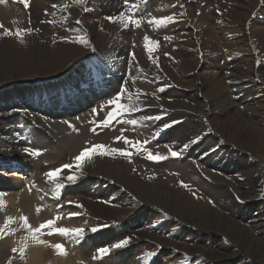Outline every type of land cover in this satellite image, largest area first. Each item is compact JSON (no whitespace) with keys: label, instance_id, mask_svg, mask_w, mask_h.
Here are the masks:
<instances>
[{"label":"rangeland","instance_id":"374dc122","mask_svg":"<svg viewBox=\"0 0 264 264\" xmlns=\"http://www.w3.org/2000/svg\"><path fill=\"white\" fill-rule=\"evenodd\" d=\"M88 1L30 0V6L25 8L19 0H3L15 6L13 11L6 4H0L4 9V16H0V24L3 25L0 28V67L11 69L15 74L11 77V74L0 71V94L7 91L5 96H0V126L7 124L5 128L12 132L11 137L14 138L10 141L0 131V151L7 148L18 152L29 148L39 153L33 155L28 152L39 160V177L46 183L40 189L52 186L55 193L63 192L60 200L67 198L66 204L79 209L75 218L84 228L83 237L90 240L86 257L81 260L84 264H264V255L252 240L264 236L260 227H255L256 220L252 221V216L259 209L264 210V146L260 148L264 143V123H257V119L264 120V105H258L251 99V96L256 98L261 94L256 90L264 92V0H161L159 12L156 8L146 7L144 0H128L127 3L122 0L121 13L131 14L141 23L139 27L129 25L125 35L135 37V41H129L125 62L119 65L110 63L121 76L116 79L111 73L114 88L107 91L94 69L104 68L103 65L107 64L95 40L110 35L105 25L101 26L91 17ZM34 5L42 13L39 20L32 17ZM53 5L58 7L53 8ZM64 5L78 9L77 15L70 19L73 27H63L66 21L58 17L55 20L56 16L50 11L56 10L55 14H59L57 11L61 12ZM108 17L104 19L107 21ZM163 17L172 19L161 25L149 22ZM93 24L94 32L90 33L88 26ZM4 28L13 33L17 29L31 28L33 31L25 34L21 43L16 35L4 36ZM206 33L207 36L204 35ZM145 35L158 42L151 58L144 47ZM79 39L87 42L80 43ZM132 46L138 54L131 49ZM70 63L72 66L65 68ZM91 66V72L82 70ZM214 76L219 84V88L213 89L216 93L209 90L213 86L210 78ZM10 79H16V84ZM90 80L97 89L96 92L88 91L97 94L94 102H98L88 103L79 111L84 116L89 112L94 116L88 121L93 122L88 134L78 148L66 156L44 157L46 153L59 155L58 144L62 137L58 132L56 136L51 135L41 123L31 118L32 115L40 120L54 121L57 118L61 122L62 109L74 103L68 92L76 94L88 88ZM3 81H8V84H3ZM13 84L16 87L13 88ZM248 85H253L248 89L250 95L239 91ZM24 88H30V91L22 93ZM122 88L126 91L121 102L132 103L137 108L122 119H135L139 123L132 125L113 120L107 126L114 131L109 137L101 133L107 127L99 125V122L110 110L107 101ZM99 92H102L101 96ZM210 92L217 95L215 101H212L215 95L212 99ZM245 94L247 100L244 102ZM150 101L159 103L138 106ZM146 107L147 111L142 113ZM153 107L155 110L148 113ZM93 109H96L95 113ZM52 110L55 114H51ZM78 116V112L71 113V118ZM182 124L187 128H182ZM165 125L170 127L165 128ZM189 125L194 128L190 127V133ZM217 126H226L236 141H229ZM173 127L183 132L180 142L176 139L175 143L166 141L170 137L165 132ZM121 135L133 141L148 140L145 147L149 151L167 158L150 160L147 151L137 153L133 150L131 161L119 155L93 156L80 170H64L58 181H50L45 176L49 170L71 163L86 146L103 144L131 150L123 140L115 139ZM162 135H165L164 139ZM193 140L197 141L194 148L184 156L180 149L185 144L189 146ZM48 141L51 143L45 144ZM169 149L181 154L173 157ZM227 149L230 153L226 152ZM192 153L207 157L211 162L202 164ZM232 154L235 170H229L233 162L231 165L220 163L224 167L214 164L221 157L227 162ZM1 157L0 168L8 170ZM107 163H115L116 167L108 169ZM187 164L190 167L186 168ZM156 170L159 171L156 173ZM69 174L79 178L74 183L68 182L66 177ZM152 176L161 177L166 181L165 188L171 193L179 189V194L168 197L153 186ZM229 180L234 187L225 182ZM181 181L187 187L182 186ZM57 182L65 187L57 190ZM79 183L82 186L76 190ZM106 185L112 186L110 193L98 197L93 195L96 188ZM182 193L188 194L191 200ZM150 198L157 203H150ZM91 202L106 204L112 214L114 210L117 214L104 218L83 206ZM222 216L236 222L224 220ZM206 218L208 222L204 221ZM61 224L64 227L66 223L59 226ZM92 228L97 231L93 232ZM126 237H131L128 245L112 248L114 243ZM103 247L110 251L100 256L97 250ZM9 252L16 255V264H29L26 262L29 253L25 252L21 258L18 251L9 249ZM147 252L155 255L146 262ZM9 262L12 264L5 258L3 264Z\"/></svg>","mask_w":264,"mask_h":264},{"label":"bare ground","instance_id":"6f19581e","mask_svg":"<svg viewBox=\"0 0 264 264\" xmlns=\"http://www.w3.org/2000/svg\"><path fill=\"white\" fill-rule=\"evenodd\" d=\"M160 1L161 0H144L146 7L150 8V9L156 8L158 10L157 12L161 11L159 9V6H158ZM3 3L6 4V6H9L12 9V11L15 8V6L13 4L3 2V0H2V3H0V4H3ZM39 4H41L43 6V3L41 1ZM121 5H122V0H89L87 3V8L91 14V17L93 19H95L96 22H99V24L101 26L105 25L106 29L109 32L108 34L110 35L108 38H104L102 40L101 39L95 40L96 45H97L96 47H98L97 49L101 50L100 53H102V52L104 53L102 58L107 61V64L103 65L104 68H98V67L93 66L94 69L98 71V74H99L98 76L102 79V81H103L102 86H104V89L106 91L108 89L114 88L113 77L116 79H119V77L121 76V74H119L117 71L115 72L114 67L110 66L111 65L110 63L112 62L114 64L116 63L117 65H119V64L125 62V54H126L127 48L130 47L129 41H131V40L133 42L135 41V37L125 35V33L126 34L128 33L129 26L125 27L124 24L119 19H115L114 22L112 21L113 22L112 24H110L111 21L109 19H107V21L104 19V17H106V16L118 18L119 14L121 13V8H120ZM33 7H34L33 8L34 11H33L32 17H34L36 20H39V18L42 16V13L40 11H38V8L36 5H34ZM3 10H4L3 8H0V16H4ZM48 10H50V9H48ZM50 11L53 12V14L56 16L55 20H57V17H58V18L62 19V21H66V23H65V25H63V27H66V26L70 27L71 25H73V21H70V19L73 20V18L77 15L78 9L75 8L74 6L70 5L67 9H65V8L62 9L61 12L57 11L59 14H55L56 10H50ZM102 14H104L105 16L104 15L102 16ZM41 24H44V23H41ZM71 27H73V26H71ZM198 27H201V25L199 24ZM198 27H197V29L199 31L200 28H198ZM88 29L90 30V33H93L94 32V24L89 25ZM200 31H201V29H200ZM204 35L207 36L208 34L206 33ZM44 41H46V40H44ZM131 49L134 50V52L136 54H138V51L133 46L131 47ZM68 66L71 67L72 66L71 63H70V65L69 64L66 65L65 68H68ZM91 69H92V66L89 69H86V67H85L82 70L84 72H89ZM0 71L7 72L8 74H11V77H13L15 75L13 73V70L8 69L6 67H0ZM111 73L113 74V77L110 76ZM2 74H4V73H2ZM74 74H77L76 71L74 72ZM46 77L47 76H45L43 78H46ZM210 79H211V83L213 84V86L209 87V90L213 93H216L213 91V89L216 88V86H217V88H219L218 78H216L214 76ZM10 81H14V84H16V82H17L16 79H10ZM91 83L92 82L90 80L89 84L91 86H89L88 88H86L80 92H77L76 94H79L77 96L74 93L71 94V92H68V94L70 93L71 97L73 98L74 103H71V106L64 107L62 109L63 113L60 115V117L62 118L61 122L56 120L57 118L54 121L40 120L39 117L32 115L33 117H31V118L34 119L36 122L41 123L43 125L44 129L46 128L47 130H49L51 132V135L53 134L54 136H56V133L58 132L59 136L62 137L61 140L59 139L60 141L58 140L59 141V144H58L59 155L46 153V154H44V157H47V158H58L59 157V158H61L60 155L66 156V154L77 149L79 144L81 143V141L84 139L85 135L88 134V130L90 129V127L92 125L91 123H93L91 121L88 123V121L91 119H94V116L90 112L88 113L89 114L88 116H84V115L80 114L81 112H79V111L81 108H84L86 104L94 102V100H96L98 98V96H96L97 94L93 95V94H90V92L88 91V90H90L92 92H96L97 87H95ZM3 84H5V85L8 84V81H3ZM14 84H13V88L16 87V85H14ZM235 85H237V82H235ZM253 85L251 87H249L250 85H248L247 87L245 86L243 88H239V89H241L239 91H243L244 93H246V94L248 93L250 95L251 93L249 92L248 89H252ZM109 86H111V87L109 88ZM133 88L135 90H138L137 87L133 86ZM29 91H30V88H24L22 90V93H26ZM257 91H260L261 94L259 96H257L256 98L251 96V99H252V101L257 103L258 105H264V104H262L263 98H264V92H262V90H259V89L256 90L255 92L257 93ZM102 92H105V91L103 90ZM102 92H99L100 93L99 96H101ZM211 92H210V95L212 94V99H213V95H215V94H213ZM6 94H7V91L4 90L0 94V96L2 97V96H5ZM246 94L242 98V99H244L246 97L244 102L247 100ZM23 95H26V94H23ZM19 96H21V95H19ZM26 96L28 97L30 95L27 94ZM38 97H39V95H38ZM77 98H81V99H77ZM2 99H6V97H3ZM28 99H30V98H28ZM216 99H217V95H215V97L212 101H215ZM248 99H249L248 101H250L249 97H248ZM97 102L98 101L94 102V104H96ZM158 103H159V101H150L149 103L144 102L142 104H138V106L139 105H141V106H146V105L155 106ZM160 103H162V102L160 101ZM147 109L148 108L146 107V109L143 110L142 113H145L147 111ZM153 110H155L154 107H153V109L149 108L148 113L150 111H153ZM72 112H78L79 113L78 118H74V117L71 118ZM51 114H55L53 110L51 111ZM258 121H259V123H261V122L264 123L263 118L257 119V123H258ZM5 127L7 128V124H6V126L5 125L0 126V131L2 132V134L4 135L5 138H10V141H11V138H13V137H11L12 132L10 130L6 129ZM190 127L191 126L189 125V127H188L189 133L191 132V129L192 130L194 129L193 127H191V129H190ZM108 128L109 127H107L106 130H103L101 133H103L104 135H108L110 137L114 131L109 130ZM182 128H187V126L185 124H182ZM178 130H177V128L175 129V127H173V128H170L168 133L165 132V134L166 135L168 134V136L170 137V138L167 137L168 139H166V141L168 140V141H171L172 143H175V139H176L177 141L180 142L183 139V137H182L183 132H181L182 130L180 131V128H178ZM218 130L221 131L222 133H224L225 136L228 137L229 141H236L232 136H230V133H228V129L226 126L218 127ZM164 136L165 135H162L161 138L164 139L165 138ZM181 137H182V139H180ZM58 138H60V137H58ZM56 140H57V138H56ZM257 141L259 142V136H257ZM50 143L51 142H49V141L45 142V144H47V145H49ZM195 143H191L187 149L181 148L180 149V151H182L181 153L184 154V156H186L187 151L192 150L194 148ZM182 144L183 143H179V145H182ZM263 146H264V143L260 145V148H263ZM226 152L230 153V149H227ZM192 154L194 155L193 157L196 160L197 159L199 161L201 160L200 163H202V164L208 165L209 162H211V159H209L207 157L202 158V156L201 155L198 156L197 153H192ZM235 155H237V154H235ZM0 156H2L1 159L4 162L3 164H4L5 168L8 169V170H6V169L4 170V168H0L1 169L0 170V194H2V195H0V202H2V203H0V227L4 226L5 220L7 217L13 218L12 221L9 222L8 227L5 229V232L7 234L6 235L0 234V239H1L0 240V264H3L5 258L7 260L12 261V264H16V260H17L16 255L14 253L10 254L9 249H13V248L19 249L25 243L24 237L29 235L27 230L21 227V224H22V221L20 220L21 216L28 217V221L33 227H37L40 223L47 221L49 219H53L57 216L62 217V219H59L56 221V226L58 224V227H62V224H61V226H59L60 223H66L64 227H69V228L80 227L81 221L79 219H76L75 216L69 217V213H77L79 209L73 207L74 205L66 204L67 203L66 201L68 200L67 198L60 200L61 197H63V192L58 191L55 193L54 192L55 190L53 191L52 186H46L44 189L43 188L40 189V187L46 183H45V181H43V179H41L39 177V169H38V166H39L38 161L39 160H36L35 158L31 157V155H29V153H26L23 150L16 152V151L8 150L7 148H6V151H0ZM232 156H234V154L230 155V157L227 159V162H226V160L225 161L223 160L224 157H221L220 160L218 159V161L215 162L214 164H216L217 166H221V167H224V165L220 164L222 162L231 165V162H233V160H234ZM239 160L245 161L243 159H239ZM214 161H212V162H214ZM106 165H107L108 169L116 167L115 163L114 164L113 163H111V164L107 163ZM246 166L249 167V165H247V164H246ZM188 167H190L189 164L186 165V168H188ZM117 168H119V167H117ZM16 169H19L20 171L16 172ZM232 169L233 170L236 169V166H234V162L232 164V168H230L229 170H232ZM158 171L159 170H156V173ZM32 177H33V179L35 178L34 181H32ZM169 178H171V177H169ZM150 179H151V183L153 184V186L155 188L159 189L160 191H163L168 197H171L174 195L176 197L179 194V189H175V192L171 193L168 190V188H165V187H167L165 184L166 181H162L161 177H153L152 176V178H150ZM88 181H93V179L92 180L89 179ZM225 182L230 183V185H232V187H234V184L232 183L231 180L225 181ZM99 183L101 184L102 182L99 181ZM81 186H82V184L79 183L75 186V189L79 190V188H81ZM162 186H164V187H162ZM102 187L103 186L96 188L95 189L96 192L94 191L93 195L96 194L97 197L98 196H106L108 194V192L110 190H112L111 189L112 186H109V185H106L104 188H102ZM89 188H87V190H89ZM163 188H165V189H163ZM183 195L187 199L191 200V197L188 194H187L188 196L186 195V193H184ZM85 200H86V197H85ZM149 201H151L150 203H157V201L154 198H150ZM84 203H85V201H84ZM83 206L86 207L87 210H90V211L95 212V213H100L104 218L111 217L112 211H111L110 207L107 206L106 204L91 202L90 204H87V203L83 204ZM204 207H205V205H204ZM235 207L236 206H233L234 209H235ZM37 208L41 209L39 213H37V211H36ZM235 211L236 210H233V212H235ZM240 211L242 212L241 209H240ZM115 214H117V213H115V210H114L112 216ZM222 217L224 220H227V221H230L233 223L236 222L235 220L230 219L226 216L225 217L222 216ZM252 218H253L252 221L256 220L255 227H260L259 230L261 229L260 231H262L263 232L262 234H264V221L261 222V220H259V219H264V210L259 209V212L256 215L252 216ZM204 221L208 222L209 220L206 218ZM58 222H60V223H58ZM244 229H245V227H244ZM44 231H45V234L43 236H41L40 239L47 241V244H38V243L32 241L30 238L26 241L28 247L25 250V252L29 253V258L27 259L26 262H28L29 264H84L83 261H81V260H84L86 257L85 251L88 250V247L90 245L89 239L86 240L84 237L82 239H74L72 237H65V236H61L59 234L47 235V232L49 230L45 229ZM3 236H4V238H3ZM90 239L93 240L92 238H90ZM252 240H254L256 242L257 247H258L261 255H264V236H261L259 238L255 237ZM57 243L62 244L64 246L66 254H58L55 249L48 246L49 244H57Z\"/></svg>","mask_w":264,"mask_h":264},{"label":"snow or ice","instance_id":"6c2138e0","mask_svg":"<svg viewBox=\"0 0 264 264\" xmlns=\"http://www.w3.org/2000/svg\"><path fill=\"white\" fill-rule=\"evenodd\" d=\"M0 2H2V0H0ZM20 3H22L24 5L25 8H28L30 6V0H19ZM78 3H83V0H77ZM128 0H125V3H127ZM53 8L58 7V5H53ZM67 5H64V8L67 9ZM133 7H138V5H133ZM47 12V10H45ZM130 11V10H129ZM107 19H109L110 21H113L115 19H119L125 27H128L130 24H134L135 26L139 27L140 26V20L136 19L133 17V15L128 14L126 15L125 13H120L118 18H113V17H108ZM172 17H163L160 19H156L153 18L152 21H149L150 23H155L156 25H161L166 23L167 21L171 20ZM0 28H3V25L0 24ZM33 30L31 28L29 29H17L15 33H13L10 29H6L4 28L3 30V35L4 36H12V35H16L17 37L20 38L21 43H23V37L25 34H31ZM144 47L147 50L149 57L151 58V55L153 53V51L155 50V48L158 46V42L157 41H153L151 40L147 35L144 36ZM167 39V38H166ZM78 42L80 43H86L87 41H85L84 39H79ZM134 55V54H133ZM167 55V53H166ZM163 89H161L162 91ZM126 89L122 88L120 91L117 92V94L110 100L107 101V105L110 106V110L107 114V116L99 122V125H102L104 127L109 126L113 120H116L117 123H128V124H132V125H136L139 123V121L135 120V119H131V120H123L122 117L125 116L127 113L130 112H135L137 111V108L135 107L134 104L132 103H122V97L125 94ZM139 95V93L137 94ZM131 99V96H130ZM93 112H96V109H93ZM146 119H151L150 117H147ZM157 119H159V117H157ZM71 126V125H70ZM165 128L170 127V125H165ZM93 131H95V128L92 129ZM123 129H121V132L123 133ZM158 134V133H157ZM117 141L123 140L124 144L126 146H130L129 150L128 148L125 149H118V148H114V147H110L107 145H103V144H93L91 146H86L84 149H82L80 151V153L78 155H76L73 158V161L71 163H66L61 165L60 167L57 168H53L51 170H49L47 173H45V176L50 180V181H58L60 175L63 173L64 170H69L71 172V170L76 169V170H80L83 167V164L85 162H90L93 156H112L114 157L115 155H119L122 157H125L127 159H129V161H131V157L133 154V150L137 153H139L140 151H147V158L150 160H163L166 159L167 157L160 155L159 153H155L153 154L151 151H149L145 146L149 143L148 140H144V141H133L130 140L129 138L121 135V136H117L115 138ZM199 138H197L198 140ZM192 143L197 142L196 140L191 141ZM184 148L187 149L188 148V144L184 145ZM24 151L26 153L31 151V154L33 155H38V152L32 151L29 148H25ZM171 156L173 157H177L179 156L181 153L177 152V151H172L171 149H169ZM79 177L75 174H69L66 177V180L68 182H75ZM181 185L184 187H187V185H185L183 183V181H181ZM55 187L57 190L65 187V185L63 183H59L57 182L55 184ZM2 195V194H0ZM2 203V202H0ZM71 203V202H69ZM79 207H82V205H78ZM40 208H37L36 211L37 213L40 212ZM78 215V213H69V217L71 216H76ZM12 217H7L5 220V224L3 227H0V234H7L5 232V229L8 227L9 222L12 221ZM62 219V217L57 216L53 219H49L47 221H44L42 223H40L37 227H33L29 221H28V217L26 216H21L20 220L22 221L21 227L26 229L27 232L29 233V235L24 237L25 243L23 244V246H21L19 249L17 248H13L12 252H17L19 251L21 258H23L24 254H25V250L27 249L28 245L26 243V241L30 238L32 241L38 243V244H47V241L40 239L41 236H43L45 234V229H48L49 231L47 232V235H53V234H59L61 236H65V237H72L74 239H82L84 236V228L82 227H57L56 226V221ZM92 231L95 232L97 231L96 228H92ZM131 240V237H126L124 239L119 240L118 242L114 243L112 245V248H122L126 245L129 244ZM49 247H52L53 249H55L57 251L58 254H66V251L64 249V246L62 244H49ZM110 251V249L108 247H103V248H99L97 250V252L100 254V256H104L106 254H108ZM155 255L154 252H147L145 254V261L147 262V259L150 257H153ZM9 264H11V262H9Z\"/></svg>","mask_w":264,"mask_h":264}]
</instances>
